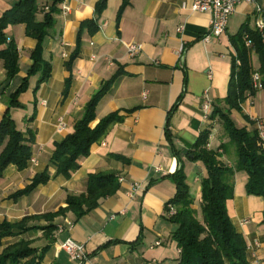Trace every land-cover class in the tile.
<instances>
[{
	"label": "crops",
	"instance_id": "obj_1",
	"mask_svg": "<svg viewBox=\"0 0 264 264\" xmlns=\"http://www.w3.org/2000/svg\"><path fill=\"white\" fill-rule=\"evenodd\" d=\"M20 1L0 0V18ZM193 1L104 0L97 15L99 0H62L53 14L54 25L42 43V58L50 65V76L37 90L40 74L31 77L27 91L19 97L22 108L11 110L17 128L34 134L31 151L37 165L29 164L22 171L11 165L4 171L0 178V223L56 212L65 206L68 195L86 192L91 174H113L118 186L113 195L99 200L98 207L81 218L69 212L51 222H29L55 226L51 242L40 230L23 235L33 240L32 247L38 250L49 246L41 264H177L179 249L172 240L173 228L166 213L167 203L176 193L170 176L181 165L191 193L195 199L200 196V179L206 172L200 162L192 160L191 152L205 130L210 131L208 149L218 151L224 165H234L235 148L228 144L218 119L204 117L202 104L207 96L213 108L226 97L234 56L229 36L247 21L249 27L255 26L256 19L262 17L258 9H264V0L239 5L230 19L234 32L227 28L224 35L204 43L201 39L208 31L210 17L192 12ZM62 3L69 9L66 14ZM35 4V20L41 22L50 0H35ZM91 20L97 28L92 34L83 26ZM5 35L16 47L19 72L7 82L0 61V120L7 98L33 64L30 54L36 46L22 24L7 26ZM78 37L79 53L68 70L66 63ZM132 44L141 45L134 57L126 50ZM252 64L258 68L255 56ZM118 71L121 75L99 101L90 126L112 113L121 120L107 128L87 157L79 159V168L69 179L57 176L50 163L54 143L73 131L87 102ZM219 105L225 107L222 102ZM33 113V121H28ZM230 116L237 128L250 130L258 123L264 126L263 92L246 96L241 112L231 111ZM59 120L65 124L63 129ZM45 169L50 176L46 184L12 198ZM246 183L245 173L234 174L227 213L246 242L248 263L264 264V200L248 195ZM67 239L84 246L86 258L81 263L71 261L61 249Z\"/></svg>",
	"mask_w": 264,
	"mask_h": 264
},
{
	"label": "trees",
	"instance_id": "obj_2",
	"mask_svg": "<svg viewBox=\"0 0 264 264\" xmlns=\"http://www.w3.org/2000/svg\"><path fill=\"white\" fill-rule=\"evenodd\" d=\"M62 0H50L48 10L43 20L37 22L35 0H22L0 18V61L5 70L6 81L13 79L19 72L18 55L13 43H8L5 29L9 25L25 26V35L36 41V46L30 54L33 62L22 78L18 88L7 98V109L0 120V178L9 166H15L22 171L29 165L32 157L31 146L34 134L30 129L25 132L17 128L12 118L11 110L21 109L19 97L28 89L29 79L37 74L40 77L35 90L48 80L50 65L42 58V43L48 31L53 27V14L58 12ZM125 3L120 7L117 18ZM104 7V0H99L95 6L98 15ZM264 23V14H262ZM92 34L96 31L93 20L86 21ZM81 31V30H80ZM234 50L231 60V74L228 83L227 95L219 104L213 105L210 119H218L228 144L235 148L236 160L232 167L220 162L216 150L208 149L210 131L205 130L198 137L191 152L192 160L200 162L205 168V176L200 179V205L195 208V197L186 183V176L180 165L179 169L170 176L176 186L174 197L167 203L176 208V212L167 221L172 225L171 237L179 249L177 264H249L246 258L247 245L243 236L238 233L228 216L226 202L232 199L233 177L236 172H243L247 176L246 193L262 197L264 200V150L260 146L257 127L248 130L237 128L231 119L230 112H241V104L246 96H254L257 91L253 86L252 76H259L261 91L264 94V28L258 30L249 27V22L241 25L235 35L229 36ZM249 42V46L246 43ZM80 47V38H77L76 47L71 54L66 68L71 70L73 61L77 58ZM255 56L258 68L252 64ZM121 75L118 71L111 79L101 84L84 107L82 117L76 121L73 131L59 143H54V151L50 159L56 175L69 179L71 174L79 168V159L89 155L91 147L103 136L107 128L121 119L117 113H112L101 119L94 127L95 110L99 101L109 91L114 80ZM70 78L65 82L63 94L66 95L70 86ZM185 92L183 89L182 94ZM34 113L28 121H33ZM167 138L168 132H166ZM172 146V144H171ZM221 147L224 148L223 145ZM173 153L177 155L173 147ZM50 180L45 169L37 174L31 183L23 190L13 195L19 197L31 193L39 185ZM117 179L113 174L98 173L88 176L86 192L79 195H68L65 206L54 213L25 217L16 223L3 221L0 223V264H41L49 248L41 250L32 247L33 240L23 237L28 232L43 231V237L51 242V234L55 230L52 224L46 226L29 225L33 220L53 221L56 217L66 213H73L81 218L98 207L99 200L107 198L117 190ZM167 211V208H166ZM264 215V211H263ZM199 216V218H198ZM4 240H9L4 243Z\"/></svg>",
	"mask_w": 264,
	"mask_h": 264
},
{
	"label": "built area",
	"instance_id": "obj_3",
	"mask_svg": "<svg viewBox=\"0 0 264 264\" xmlns=\"http://www.w3.org/2000/svg\"><path fill=\"white\" fill-rule=\"evenodd\" d=\"M253 2L254 0H194L190 6V10L192 12L207 13L210 17L208 31L202 36L201 40L204 43H209L213 38H219L220 36L224 35L227 30L229 20L236 12L237 7L241 4H252ZM182 7L185 8V5L183 4ZM61 8L64 14L69 11V9L63 3ZM44 10L47 11L48 7H45ZM258 12L262 16V14H264V9L259 8ZM255 27L258 30H262L264 28L262 17L256 19ZM178 31L181 32L182 27H180ZM246 46H249V42L246 43ZM126 50L130 57H134L141 50V45L132 44L127 46ZM64 57H66V55H64ZM252 82L256 90L261 89L259 76L257 74H253ZM202 112L205 118H209L212 112V103L207 96H205L202 104ZM58 124L61 129L65 127V124L62 122V120H59ZM257 130L260 146L264 150V126L258 123ZM102 145L104 146V144ZM29 164L36 166V158L32 156L29 160ZM120 181H122V179H120ZM175 212L176 208L173 205H167V217H171ZM159 244V242L155 243L157 246ZM60 247L66 252L69 259L73 262L81 263L86 258L84 246L75 243L71 239L64 241Z\"/></svg>",
	"mask_w": 264,
	"mask_h": 264
},
{
	"label": "rangeland",
	"instance_id": "obj_4",
	"mask_svg": "<svg viewBox=\"0 0 264 264\" xmlns=\"http://www.w3.org/2000/svg\"><path fill=\"white\" fill-rule=\"evenodd\" d=\"M230 27H231V25H230V20H229V23H228V27L227 28L229 29L230 32H234L233 31L234 29H232V28L230 29ZM251 28H254V26H252ZM191 177L193 178V174L191 175ZM199 205H200V196L199 197H196V199H195V208L196 209H199ZM198 218H199V216H198ZM26 239H28V238H26ZM0 251H1V248H0Z\"/></svg>",
	"mask_w": 264,
	"mask_h": 264
}]
</instances>
